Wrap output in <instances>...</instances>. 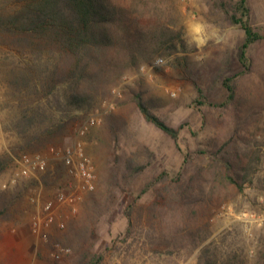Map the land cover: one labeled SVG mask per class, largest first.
<instances>
[{
  "label": "rangeland",
  "instance_id": "obj_1",
  "mask_svg": "<svg viewBox=\"0 0 264 264\" xmlns=\"http://www.w3.org/2000/svg\"><path fill=\"white\" fill-rule=\"evenodd\" d=\"M238 1L124 0L133 30L161 49L133 66L125 54L101 61L93 74L103 66V75L80 88L91 95L83 108L68 105L64 84L48 95L37 81L14 85L32 56L0 45V264H264V39L229 102L223 85L244 70L245 32L229 20ZM247 3L264 34V0ZM139 99L179 129L177 142ZM76 143L96 181L70 205L56 195L75 186L63 152ZM37 153L46 171L22 176ZM47 201L55 223L33 228ZM57 244L70 252L58 259Z\"/></svg>",
  "mask_w": 264,
  "mask_h": 264
},
{
  "label": "trees",
  "instance_id": "obj_2",
  "mask_svg": "<svg viewBox=\"0 0 264 264\" xmlns=\"http://www.w3.org/2000/svg\"><path fill=\"white\" fill-rule=\"evenodd\" d=\"M7 1L15 8L9 13L0 8V45L32 56L29 69L15 75L12 83L19 88L40 82V89L46 95L58 84H64L67 103L74 108L89 104L91 95L80 88L89 82L88 77L103 75V66L93 74L101 61L113 56L122 57L120 61H123L125 54L126 64L133 66L139 60H151L162 46V40H157L156 36L133 30L124 0H6L9 4ZM247 2L239 0L233 12H229L231 24L243 28L245 39L239 57L244 70L223 81L229 93L228 102L234 97L237 79L251 68L249 48L264 39V34L249 22ZM138 106L148 122L176 142L179 140V129L168 126L151 113L140 99ZM134 171H142V167ZM231 181L236 183L234 179ZM148 190L149 187L143 193ZM207 252L204 251L206 259Z\"/></svg>",
  "mask_w": 264,
  "mask_h": 264
},
{
  "label": "built area",
  "instance_id": "obj_3",
  "mask_svg": "<svg viewBox=\"0 0 264 264\" xmlns=\"http://www.w3.org/2000/svg\"><path fill=\"white\" fill-rule=\"evenodd\" d=\"M161 62V60H160ZM96 122L95 118L90 120L91 124ZM53 153L58 154L52 148ZM24 165L21 168L20 174L22 176H28L30 173L40 172L43 173L47 169L48 159L44 155L37 153L30 158L23 159ZM63 162L69 170V174L77 179L75 186L73 184L68 185L66 193L59 192L56 195V201L60 203H72L77 199L73 194L78 189L80 191L92 192L95 189V171L91 160L86 156L83 147L80 143H76L74 146L66 148L63 152ZM69 192V193H68ZM71 193V194H70ZM55 201H47L38 216L34 217L32 222L33 228H49L55 223ZM60 228H64V224H59ZM55 256L59 259L70 252L69 248L56 245Z\"/></svg>",
  "mask_w": 264,
  "mask_h": 264
}]
</instances>
